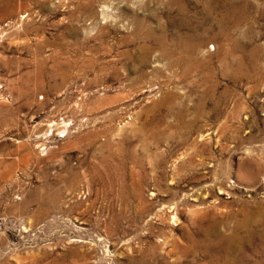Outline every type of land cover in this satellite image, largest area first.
I'll use <instances>...</instances> for the list:
<instances>
[{
  "label": "rangeland",
  "instance_id": "rangeland-1",
  "mask_svg": "<svg viewBox=\"0 0 264 264\" xmlns=\"http://www.w3.org/2000/svg\"><path fill=\"white\" fill-rule=\"evenodd\" d=\"M228 246L264 257V0H0V264Z\"/></svg>",
  "mask_w": 264,
  "mask_h": 264
},
{
  "label": "bare ground",
  "instance_id": "bare-ground-1",
  "mask_svg": "<svg viewBox=\"0 0 264 264\" xmlns=\"http://www.w3.org/2000/svg\"><path fill=\"white\" fill-rule=\"evenodd\" d=\"M196 46V45H195ZM197 47V46H196ZM187 48V47H186ZM189 48H191V47H189ZM192 49V48H191ZM186 51V50H185ZM166 56V55H165ZM197 219V218H196ZM246 219V218H245ZM174 221V220H173ZM217 221V220H216ZM220 221V220H219ZM223 221V220H222ZM246 221V220H245ZM215 222V221H214ZM221 222V221H220ZM249 222V221H248ZM251 222V221H250ZM217 223V222H216ZM227 223V222H226ZM215 224V223H214ZM220 224V223H219ZM221 224H224V223H221ZM240 224H242V223H240ZM217 226H218V224H216ZM224 226H226L225 224H224ZM228 226V225H227ZM240 226L241 225H237V228H238V230L237 231H240L239 229H241L242 228V226H241V228H240ZM212 227V226H211ZM219 227V226H218ZM212 228H214V227H212ZM211 228V229H212ZM229 228V227H228ZM208 229V228H207ZM219 229V228H218ZM236 229V228H235ZM210 230V229H209ZM215 230V229H214ZM219 230H221V229H219ZM208 231V230H207ZM213 231V230H212ZM211 232V231H210ZM215 232V231H214ZM218 232V231H217ZM209 233V232H208ZM221 235V234H220ZM222 235H224V233L222 234ZM227 236V235H226ZM210 237V236H209ZM227 242L228 243H232V240L231 239H229V240H227ZM226 243V242H225ZM230 243V244H231ZM204 244H205V242H204ZM229 244V245H230ZM193 246V245H192ZM195 246V245H194ZM206 246H207V244H206ZM207 248V247H206ZM195 249V248H194ZM193 249V250H194ZM230 253V246H228L227 247V252H226V255H227V257L226 258H224V259H222V261L225 263V264H228V263H231V264H234V260L232 259V261H231V258H230V256H228V255H231V254H229ZM264 254V253H263ZM260 256V255H259ZM221 257V256H220ZM261 258V257H260ZM263 259H261V262L259 261L257 264H264V257H262ZM241 260V259H240ZM221 261V260H220ZM243 262V260H241V261H238L237 263L238 264H240V263H242Z\"/></svg>",
  "mask_w": 264,
  "mask_h": 264
}]
</instances>
